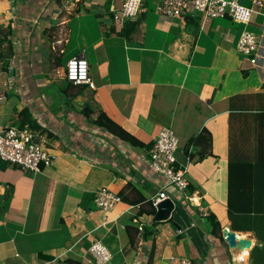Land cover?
Returning a JSON list of instances; mask_svg holds the SVG:
<instances>
[{"label": "crops", "instance_id": "1", "mask_svg": "<svg viewBox=\"0 0 264 264\" xmlns=\"http://www.w3.org/2000/svg\"><path fill=\"white\" fill-rule=\"evenodd\" d=\"M149 1L118 25L115 0H0V132L21 127L26 109L53 156L38 172L0 158V264H93L96 241L109 249L110 264H172L174 257L264 264V209L254 208H264V69L236 50L242 32L264 36V0L247 24L199 14L161 18L159 0ZM78 56L88 61L93 88L65 77L67 61ZM86 107L90 120L103 112L142 145L91 125ZM163 128L178 140L175 157L186 165L188 185L169 218L156 221L152 200L165 179L147 158ZM201 131L211 153L188 160L187 142ZM253 169L261 195L242 202L233 194L242 209L230 213V186L238 179L254 186ZM100 187L121 196L110 211L93 202ZM226 226L252 238L251 250H230Z\"/></svg>", "mask_w": 264, "mask_h": 264}, {"label": "built area", "instance_id": "2", "mask_svg": "<svg viewBox=\"0 0 264 264\" xmlns=\"http://www.w3.org/2000/svg\"><path fill=\"white\" fill-rule=\"evenodd\" d=\"M112 3V19L118 25L126 20L135 19L144 11V0H115ZM118 2V3H117ZM263 4L261 0H252V7L243 6L238 0H159L155 10L161 18H184L188 15L199 14L202 20L218 17H229L237 22L247 24L257 14ZM264 36H256L253 32L244 31L237 41L236 50L242 54L250 64L260 69L259 61L264 60ZM65 77L74 84H85L93 88L89 75L88 61L81 56L72 57L66 63ZM4 98L0 94V100ZM43 141L30 129L28 125L21 127L7 125L0 132V158L15 164L22 169L38 172L40 164L49 165L53 156L42 149ZM178 140L170 128H163L154 138L148 151L147 161L153 172L164 177L165 182L157 192L152 204L156 205L163 199L177 198V194H184L187 190L186 165L179 164L175 157ZM192 149V148H190ZM188 160L189 157H188ZM173 191L170 192L168 189ZM191 200V198H187ZM121 201L118 194L112 193L106 187H100L94 192L93 202L104 212L110 211ZM93 264H110L112 254L99 241L89 247ZM240 262L244 260L238 257ZM172 264H192L184 257L172 258Z\"/></svg>", "mask_w": 264, "mask_h": 264}, {"label": "trees", "instance_id": "3", "mask_svg": "<svg viewBox=\"0 0 264 264\" xmlns=\"http://www.w3.org/2000/svg\"><path fill=\"white\" fill-rule=\"evenodd\" d=\"M92 110L89 107H86L83 109L82 114L86 119L88 118L89 123L91 125H94L96 128L101 129L103 132H107L108 134L120 139L121 141L128 142L131 145H142V141L137 139L135 136L130 134L128 131L124 130L122 127H120L118 124H116L113 120H111L109 117L106 116L105 113L99 112L95 118L90 120L89 115L92 113ZM18 124L19 126H23L24 124L28 125L32 130L37 129L36 123L31 118V115L28 113L26 109H22L19 111V118H18ZM192 147V149H190ZM196 148V149H195ZM211 140L210 136H205V131L199 132L197 135L191 137L186 145L185 151L187 152V155L190 160H193V158L196 156L198 157V160L202 159L203 157L209 155L211 153ZM259 158V152L257 159ZM257 159L254 161L257 163ZM237 169V168H235ZM234 169V170H235ZM233 170V171H234ZM233 171L230 169L231 174ZM253 177H254V186L248 185L247 181H244L242 179H238L233 184V187L230 186V195L228 199V209L230 210V213L232 211L238 212L241 211L242 207H235V204H237L234 199L241 200L242 202L246 200V197L249 194H253L256 197H259L261 195V192L257 191V182L256 179L259 176V171L257 169H253L252 171ZM231 177V176H230ZM233 194L235 195L233 199ZM243 196H246L242 198ZM264 196V194H263ZM121 197V196H120ZM152 206V204H151ZM259 207V208H258ZM255 209L263 210L261 202H256L254 204ZM154 212V206L151 208ZM207 219L210 221L211 225L213 224V232L220 233V226L217 222V220L214 218V216H207ZM69 264H79L78 261L69 260Z\"/></svg>", "mask_w": 264, "mask_h": 264}, {"label": "water", "instance_id": "4", "mask_svg": "<svg viewBox=\"0 0 264 264\" xmlns=\"http://www.w3.org/2000/svg\"><path fill=\"white\" fill-rule=\"evenodd\" d=\"M155 207L154 220L156 221L167 220L171 211L174 209L171 199L161 200ZM221 235L228 248L236 252L249 251L254 245L252 238L249 236H238L232 231L230 226L224 227L221 231Z\"/></svg>", "mask_w": 264, "mask_h": 264}, {"label": "rangeland", "instance_id": "5", "mask_svg": "<svg viewBox=\"0 0 264 264\" xmlns=\"http://www.w3.org/2000/svg\"><path fill=\"white\" fill-rule=\"evenodd\" d=\"M90 1H91V0H90ZM240 1H241V0H240ZM88 2H89V0H88ZM241 3L244 4V5L246 4V3L243 2V1H241ZM148 4H151V0L148 2ZM104 14H106V15L109 14V11H108L107 7L105 8V12H104ZM110 14H111V12H110ZM111 15H112V14H111ZM111 19H112V17H111ZM107 20H108V19H107ZM93 196H94V194H93ZM115 260H116V259H115Z\"/></svg>", "mask_w": 264, "mask_h": 264}, {"label": "clouds", "instance_id": "6", "mask_svg": "<svg viewBox=\"0 0 264 264\" xmlns=\"http://www.w3.org/2000/svg\"><path fill=\"white\" fill-rule=\"evenodd\" d=\"M157 5V4H156ZM156 7V6H155ZM145 10V9H144ZM144 12V11H143ZM155 12H156V10H155ZM142 13V12H141ZM157 13V12H156ZM193 15V14H192ZM159 16V15H158ZM189 16V15H188ZM187 17V16H186ZM185 18V17H184ZM181 19H183V18H181ZM1 101V100H0ZM26 125V124H25ZM5 127V126H4ZM3 127V128H4ZM31 129V128H30ZM32 130V129H31ZM34 131V130H33ZM164 200V199H163ZM173 201V200H172ZM159 202V201H158ZM174 203V202H173ZM157 204V203H156ZM105 245V244H104ZM106 246V245H105ZM190 261V260H189ZM191 262V261H190ZM192 263V262H191Z\"/></svg>", "mask_w": 264, "mask_h": 264}, {"label": "bare ground", "instance_id": "7", "mask_svg": "<svg viewBox=\"0 0 264 264\" xmlns=\"http://www.w3.org/2000/svg\"><path fill=\"white\" fill-rule=\"evenodd\" d=\"M245 252V251H244Z\"/></svg>", "mask_w": 264, "mask_h": 264}]
</instances>
